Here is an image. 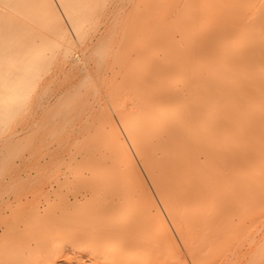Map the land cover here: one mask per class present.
<instances>
[{"label": "bare ground", "instance_id": "6f19581e", "mask_svg": "<svg viewBox=\"0 0 264 264\" xmlns=\"http://www.w3.org/2000/svg\"><path fill=\"white\" fill-rule=\"evenodd\" d=\"M0 43V264H264V0H0Z\"/></svg>", "mask_w": 264, "mask_h": 264}, {"label": "rangeland", "instance_id": "374dc122", "mask_svg": "<svg viewBox=\"0 0 264 264\" xmlns=\"http://www.w3.org/2000/svg\"><path fill=\"white\" fill-rule=\"evenodd\" d=\"M0 48H1V43H0ZM38 189H39V187H36V188H32L31 187V188H28V189L25 188L23 190L19 186L14 185L12 188L9 189V191L7 193L12 195L17 190H21L23 193H25V192L27 193V192L32 191V190L36 191ZM66 194H68L67 191H59L58 194H56V200L58 201V203H60L62 201V199L65 198ZM5 195L7 197V194H5Z\"/></svg>", "mask_w": 264, "mask_h": 264}]
</instances>
